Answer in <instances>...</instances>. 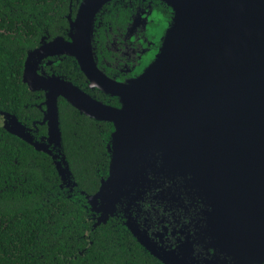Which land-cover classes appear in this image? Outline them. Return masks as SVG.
Returning a JSON list of instances; mask_svg holds the SVG:
<instances>
[{"label":"water","instance_id":"water-1","mask_svg":"<svg viewBox=\"0 0 264 264\" xmlns=\"http://www.w3.org/2000/svg\"><path fill=\"white\" fill-rule=\"evenodd\" d=\"M83 0L72 40L29 52L24 82L45 92L34 128L3 113L11 134L50 155L77 187L64 153L59 101L112 123L109 174L87 201L96 226L120 218L163 264H264V0H158L172 11L153 61L123 82L98 69L92 39L103 8ZM71 19V16H70ZM75 57L106 104L30 57ZM43 56V57H42ZM47 125V136L34 134ZM171 210L170 218L163 209Z\"/></svg>","mask_w":264,"mask_h":264},{"label":"trees","instance_id":"trees-1","mask_svg":"<svg viewBox=\"0 0 264 264\" xmlns=\"http://www.w3.org/2000/svg\"><path fill=\"white\" fill-rule=\"evenodd\" d=\"M70 1L0 0V264H163L120 218L98 226L93 218L87 196L95 195L108 177L112 123L94 120L60 99L64 153L77 184L72 191L63 185L50 155L4 127L3 113L34 129L32 124L43 120V93L31 91L24 82L25 62L47 35L44 30L52 37L65 34ZM114 13L120 16L113 21H128L130 13L121 5ZM95 36L101 39L102 32ZM72 69H64L68 78L83 85L81 73ZM93 92L100 101L119 105L117 99ZM37 128L38 139L47 136V125Z\"/></svg>","mask_w":264,"mask_h":264},{"label":"flooded vegetation","instance_id":"flooded-vegetation-1","mask_svg":"<svg viewBox=\"0 0 264 264\" xmlns=\"http://www.w3.org/2000/svg\"><path fill=\"white\" fill-rule=\"evenodd\" d=\"M82 1H70V12L65 17L68 21V28L66 29L64 35L52 37L49 32L44 30L47 35L43 34L37 47L29 52L40 48L43 41L44 43L46 42V44L42 46L45 53L49 49V45L58 39L63 38L65 41L70 42L72 40L70 35L72 31L71 21H75ZM116 2L117 3H114L115 6H113V9H110L111 7L109 9H105L104 12H102V16L99 17V20L95 22L92 47L94 59L98 69L101 70L108 78L118 82H123L128 79H132V77L139 76L143 72L142 70L153 61L154 55H156L157 49L161 44L162 36L164 35L168 25L171 23L172 11L169 8L167 10V6L163 5L158 0H120ZM118 2H120L119 4L121 5L122 10L125 9L130 13L126 17L128 21L124 24L113 21L115 17L118 18L120 16L119 13L116 16L114 13V10L118 11L120 9ZM74 5L78 6L75 9V12L73 8ZM96 31L102 32L101 39L95 36ZM30 59L33 60V65L37 69V74L35 76L30 75L31 83H39L40 78L37 76H58L75 84L76 86H79L82 90L98 99L93 92L94 90L89 87L90 79L82 71L79 62L75 57H71L69 55L47 56L43 57V59L38 63L36 62V55L30 57ZM70 65H72L73 68L72 72L81 73L83 85H78L68 78L69 76L64 69H67ZM34 92H42L45 101V92ZM43 107L45 106L40 108L43 109L44 115L46 107ZM39 122L40 121L34 123L39 124ZM34 123L32 125H34ZM163 213L164 215L166 214V217H157V219L161 222L170 218L169 214L171 213V210L164 208Z\"/></svg>","mask_w":264,"mask_h":264}]
</instances>
